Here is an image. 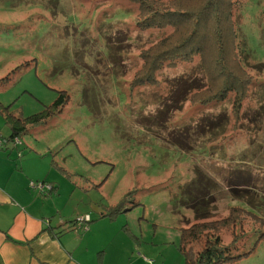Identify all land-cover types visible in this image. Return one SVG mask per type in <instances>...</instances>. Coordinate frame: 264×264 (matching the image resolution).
Instances as JSON below:
<instances>
[{"label":"rangeland","instance_id":"374dc122","mask_svg":"<svg viewBox=\"0 0 264 264\" xmlns=\"http://www.w3.org/2000/svg\"><path fill=\"white\" fill-rule=\"evenodd\" d=\"M234 2L254 47L263 40L264 0ZM136 9L129 0H0V78H14L0 90V104L26 118L51 106L58 92L67 94L59 115L10 142L23 155L12 162L28 157L29 190L48 200L52 219L102 221L94 232L108 243L99 252L118 247L120 264H184L180 232L196 223L188 205L200 192L212 199L211 215L224 216L232 205L264 219V76H254L259 84L239 126L232 120L224 137L198 140L201 119H230L232 94L190 103L201 83L197 58L165 69L155 85L132 84L140 51L170 30H140ZM200 175L212 181L205 189L198 188ZM230 189L255 205L234 200ZM232 239L223 236L226 244ZM236 242L232 256L249 255L227 264H264V224L245 228Z\"/></svg>","mask_w":264,"mask_h":264},{"label":"trees","instance_id":"16d2710c","mask_svg":"<svg viewBox=\"0 0 264 264\" xmlns=\"http://www.w3.org/2000/svg\"><path fill=\"white\" fill-rule=\"evenodd\" d=\"M129 2L132 6H137L135 26L140 30L170 28L159 40L140 51L141 64L134 73L132 84L155 85L159 83L157 76L165 69L190 65L197 58L194 70L201 76V83L192 88L193 91L188 97L190 103L203 105L222 102L232 94L230 119L228 120V115L225 114L201 119L196 125L201 132V139L198 140L206 143L217 141L215 138L223 136V130L227 124L229 127L232 120L235 122L234 126H239L243 107L250 97V89L252 87L255 90L259 84L254 82L255 77L257 74L264 76V57H258L256 52L264 51V27H260L259 35L263 40L252 47L241 24L237 22L238 8L234 0H129ZM45 9L55 15L56 10L53 11L52 7ZM10 79L14 80L10 75L0 79V90L7 88ZM67 102V94L58 92L51 106H46L41 113L26 118H22L20 114L9 113L7 108L0 104V114L11 132L6 142H16L20 135L29 131V128L46 124L52 117L62 112ZM52 163L55 164L54 161ZM197 182L198 188L203 184L205 189L204 183L210 184L212 181L206 175H200ZM239 188L243 193L246 192L244 185L240 184ZM235 190L230 189V193L235 196L234 200L245 198L247 204L255 205L245 195L238 196ZM207 192L197 194L202 198L199 196L198 200L194 199L188 205L195 209V218L198 219L196 223L180 232L179 251L183 254L184 264H227L248 256L249 254L232 256V250L237 246L236 240L245 235V228L261 226L264 219L256 213L232 205L228 207L224 216L211 215L209 204L212 199L203 200L206 195L208 196ZM62 227L64 229L61 232L73 231L76 224L73 220L64 222ZM226 233H231L233 238L227 244L223 241Z\"/></svg>","mask_w":264,"mask_h":264},{"label":"crops","instance_id":"0c3cea01","mask_svg":"<svg viewBox=\"0 0 264 264\" xmlns=\"http://www.w3.org/2000/svg\"><path fill=\"white\" fill-rule=\"evenodd\" d=\"M10 134L0 114V139L7 140ZM14 147L7 141L0 148V264H120L124 252L118 247L108 255V246L99 252L108 243L94 232L102 221L80 216L88 217L89 225L61 232L64 222L52 219L54 210L48 200L29 190L28 157L12 162L13 155L14 159L23 157L11 150Z\"/></svg>","mask_w":264,"mask_h":264},{"label":"built area","instance_id":"2783aa9c","mask_svg":"<svg viewBox=\"0 0 264 264\" xmlns=\"http://www.w3.org/2000/svg\"><path fill=\"white\" fill-rule=\"evenodd\" d=\"M16 143L18 144L19 143V141L18 140H16ZM4 144H6V140H1L0 139V148H2L3 146H4ZM33 188H36V187H41V186H39V185H31ZM89 220V218L88 217H84V218H78L77 219V224H76V227H75V229L74 230H76V229H78V228H82V225H83V223L84 222H87Z\"/></svg>","mask_w":264,"mask_h":264}]
</instances>
